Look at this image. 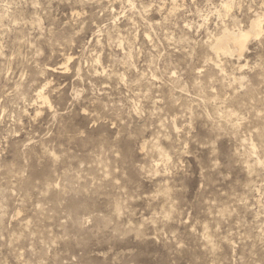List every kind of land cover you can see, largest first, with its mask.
<instances>
[{"label": "clouds", "instance_id": "9594fccd", "mask_svg": "<svg viewBox=\"0 0 264 264\" xmlns=\"http://www.w3.org/2000/svg\"><path fill=\"white\" fill-rule=\"evenodd\" d=\"M0 264H264V0H0Z\"/></svg>", "mask_w": 264, "mask_h": 264}]
</instances>
